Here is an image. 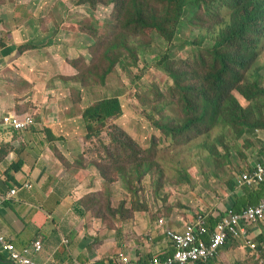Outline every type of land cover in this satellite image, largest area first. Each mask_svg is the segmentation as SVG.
<instances>
[{
	"label": "rangeland",
	"instance_id": "374dc122",
	"mask_svg": "<svg viewBox=\"0 0 264 264\" xmlns=\"http://www.w3.org/2000/svg\"><path fill=\"white\" fill-rule=\"evenodd\" d=\"M78 2L87 5L77 6ZM129 8L133 12L130 0H0V19L8 22L10 30L8 41L15 38L19 29L24 36L18 38L17 47L22 42L40 43L44 58L56 53L76 68L73 82L66 84L67 90L60 88L61 94L57 91L60 108L70 107L83 117L87 106L91 105L90 113L92 104L117 95L122 115L96 124V132L90 138L84 117L81 123L77 115L84 146L82 154L74 159L76 169L71 171L82 172L84 193L80 207L109 227L119 223L127 235L136 216L139 221L152 219V228L154 224L160 226L162 219L184 228L198 213L220 215L232 205L230 188L234 187V178L264 162V154H258L260 147L264 152V126L255 127L253 138L234 144V155L230 162L224 161V166L221 159H205L213 148L224 154L221 145L214 142L219 137L218 130L211 137L193 138L178 146L175 135L168 137L155 126L154 122L175 119L173 107L160 113L151 106L158 99H166L155 98L154 94H170L173 84V79L157 65L159 56L169 50L174 59H186L195 46L186 45L184 40L168 43L150 30L135 36L126 14ZM78 22L90 27L89 36L77 32ZM218 22L214 11H201L197 18L187 21L185 35H191L194 43L201 35L205 39L203 45H207L211 41L209 33ZM88 46L87 55L77 57L75 52L82 54ZM118 52L127 61L118 62ZM257 54L260 65L241 60L240 81L251 85L258 82L264 88V42ZM54 73L63 74L59 69ZM233 92L241 105L249 106L238 90ZM121 131L129 136L122 143ZM246 144L251 149L244 150ZM76 154L74 150L73 155ZM243 190L244 186L236 189L240 194ZM250 231V243L230 241L213 264H264V243L259 249L255 241L260 233L264 236V221L251 226ZM148 233L149 227L145 226L140 238L147 240Z\"/></svg>",
	"mask_w": 264,
	"mask_h": 264
},
{
	"label": "crops",
	"instance_id": "0c3cea01",
	"mask_svg": "<svg viewBox=\"0 0 264 264\" xmlns=\"http://www.w3.org/2000/svg\"><path fill=\"white\" fill-rule=\"evenodd\" d=\"M14 35L6 39L8 22L0 19V43L6 44H0V120L8 114L31 115L36 124L26 130L0 126V196L5 197L0 205V234L18 250L40 240L43 248L34 260L41 263L117 264L122 252L136 263H145L171 254L173 244L166 231H183V227L162 219L163 224L152 228V219L147 216L139 221L136 216L127 235L119 223L109 227L80 207L82 172L71 170L76 169L74 159L84 146L77 115L81 123L84 119L57 102V91L67 90L76 68L56 53L44 58L42 48L19 52L16 43L24 35L19 29ZM89 46L82 54L75 52L77 57L86 56ZM57 69L63 72L61 76L54 73ZM74 150L78 154L73 155ZM99 181L97 177L96 186ZM14 189L17 193L9 196ZM231 209L226 208L223 215ZM145 226L149 227L147 240L140 238ZM0 264H13L1 243Z\"/></svg>",
	"mask_w": 264,
	"mask_h": 264
},
{
	"label": "trees",
	"instance_id": "16d2710c",
	"mask_svg": "<svg viewBox=\"0 0 264 264\" xmlns=\"http://www.w3.org/2000/svg\"><path fill=\"white\" fill-rule=\"evenodd\" d=\"M130 3L133 12L129 8L126 14L130 18V26L133 27L135 36L150 30L168 43L184 40L186 45L195 46V51L186 59H174L169 50L159 56L157 65L173 79V84L170 94L155 93V98L166 99H158L157 104L151 103V106L160 113H166L170 106L173 107L175 119L167 123L164 120L154 122L155 126L168 137L175 135L174 140L178 146L190 142L193 138L205 135L211 137V133L218 130L220 134L214 142L221 145L224 154L213 148L205 159H221L224 166V161H229L234 155L235 149L232 146L238 145L239 140L244 138H253L255 127L264 126V88L258 82L251 85L245 80L240 81L239 70L241 60L260 65L257 53L262 49L264 42V0H130ZM145 3L148 7H154L148 9ZM78 5L87 4L78 2ZM201 11H214L219 19L215 30L209 33L211 41L207 45H203V36L198 35L199 41L194 43L191 35L186 37L188 31H184L188 25L187 21L197 18ZM89 29L85 23H77V32L89 33ZM0 44L6 45L4 42ZM98 45L99 40L96 38L94 46ZM18 48L22 53L42 47L40 43L34 42L20 44ZM116 58L118 62L126 60L119 52L116 53ZM237 82L239 84H236ZM234 90H238L249 101L248 107L241 105ZM116 96L98 100L92 104L90 113L91 105L85 108L83 117L88 129V138L96 132V124L122 115L123 111ZM97 134L101 135L100 131H97ZM120 136L121 143L129 138L123 131ZM246 149H251L250 145L246 144L244 150ZM241 154L243 156V153ZM258 154H264L261 147ZM253 169L254 167L248 171ZM235 179L234 187L230 188V207L235 212L239 213L248 206H255L264 201V182L246 185L240 194L236 191L238 186ZM221 214H208L212 230L224 213ZM261 222L263 221L258 223ZM251 226L249 225V229ZM255 241H258V248L261 249L264 243L263 233H260ZM170 255L162 258L166 259Z\"/></svg>",
	"mask_w": 264,
	"mask_h": 264
},
{
	"label": "built area",
	"instance_id": "2783aa9c",
	"mask_svg": "<svg viewBox=\"0 0 264 264\" xmlns=\"http://www.w3.org/2000/svg\"><path fill=\"white\" fill-rule=\"evenodd\" d=\"M0 122V126L6 130H26L36 124L34 117L31 115L20 118L19 116L8 114L3 116ZM235 181L238 188L246 185H258L264 182V162L256 164L251 172L241 173ZM26 188H28L27 185ZM16 193L17 190L14 189L10 191L9 196H13ZM4 201L5 197L0 196V205ZM260 221H264V201L257 206H248L239 213L232 209L229 210L220 217L213 230L211 229L209 215L205 212L198 213L194 219L184 225L183 231H177L172 228L166 231L168 238L173 244V253L166 259L155 257L147 263H136L125 252H122L118 255L117 264H209L218 257L222 248L226 247L227 244L229 245L230 241H232V244L235 241L250 243L252 231H250L249 225H256ZM163 223L164 221L161 222V224ZM0 243L2 250L8 253L13 264H53L34 260V256L40 253L43 248L40 240L18 250L0 234ZM251 247L255 248V245L252 244ZM65 264L80 263L76 260H70Z\"/></svg>",
	"mask_w": 264,
	"mask_h": 264
}]
</instances>
